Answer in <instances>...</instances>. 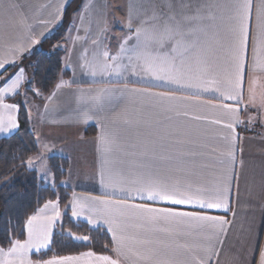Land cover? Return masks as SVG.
Masks as SVG:
<instances>
[{"label":"crops","instance_id":"1","mask_svg":"<svg viewBox=\"0 0 264 264\" xmlns=\"http://www.w3.org/2000/svg\"><path fill=\"white\" fill-rule=\"evenodd\" d=\"M70 1L0 0V139L19 128L9 98L38 92L27 67L2 76ZM55 47L70 76L43 102L23 92L29 160L43 182L49 156L69 159L72 215L114 256L34 260L64 213L50 200L0 264H264V0H83Z\"/></svg>","mask_w":264,"mask_h":264},{"label":"trees","instance_id":"2","mask_svg":"<svg viewBox=\"0 0 264 264\" xmlns=\"http://www.w3.org/2000/svg\"><path fill=\"white\" fill-rule=\"evenodd\" d=\"M82 2L71 0L57 28L45 36L33 52L26 53L10 66L2 81L17 68L32 63V84L38 92L28 85L24 86V91L30 92L36 101L43 102L62 75L69 77L70 71L64 69V52L55 47V43L65 34L73 13ZM24 91L9 98L19 105V128L14 134L0 139V246L8 248L15 240H23L30 215L47 201L58 200L64 213L54 226L52 244L48 249L34 253L33 259L45 261L86 251L114 256V241L106 228L91 225L72 215L69 206L71 189L64 184L69 159L57 154L49 156L53 184H44L38 171L27 166L28 160L40 151V146L32 129L30 112L23 98ZM92 128H88L86 135L95 133Z\"/></svg>","mask_w":264,"mask_h":264},{"label":"rangeland","instance_id":"3","mask_svg":"<svg viewBox=\"0 0 264 264\" xmlns=\"http://www.w3.org/2000/svg\"><path fill=\"white\" fill-rule=\"evenodd\" d=\"M31 64L32 63H30V65H28V66L26 65L24 67L25 68L27 67V69H30L31 72H32V75H33L34 73H33V69L31 68ZM33 80H34V75H33L32 83H33ZM27 166L29 168H31V169H35L34 168V162L32 160L31 161L28 160ZM39 169H40V172H41V179L43 180L44 184H53L54 183V181L52 180L53 179L52 178L53 177V172H52V169H51L49 163L44 161V167H43V165H42L41 168L39 166ZM77 238H79V237H77Z\"/></svg>","mask_w":264,"mask_h":264},{"label":"water","instance_id":"4","mask_svg":"<svg viewBox=\"0 0 264 264\" xmlns=\"http://www.w3.org/2000/svg\"><path fill=\"white\" fill-rule=\"evenodd\" d=\"M39 49H41V48L39 47Z\"/></svg>","mask_w":264,"mask_h":264}]
</instances>
